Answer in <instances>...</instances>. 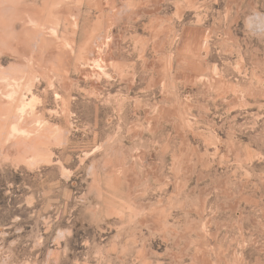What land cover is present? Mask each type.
<instances>
[{
    "label": "rangeland",
    "instance_id": "rangeland-1",
    "mask_svg": "<svg viewBox=\"0 0 264 264\" xmlns=\"http://www.w3.org/2000/svg\"><path fill=\"white\" fill-rule=\"evenodd\" d=\"M0 264H264V0H0Z\"/></svg>",
    "mask_w": 264,
    "mask_h": 264
}]
</instances>
